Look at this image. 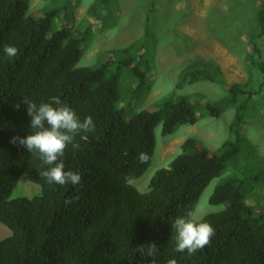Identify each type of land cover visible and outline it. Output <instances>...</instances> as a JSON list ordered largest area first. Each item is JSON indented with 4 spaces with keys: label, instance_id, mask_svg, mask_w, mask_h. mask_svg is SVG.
I'll return each instance as SVG.
<instances>
[{
    "label": "trees",
    "instance_id": "1",
    "mask_svg": "<svg viewBox=\"0 0 264 264\" xmlns=\"http://www.w3.org/2000/svg\"><path fill=\"white\" fill-rule=\"evenodd\" d=\"M114 4L97 0L89 7L90 24L73 28L65 16L69 1L29 14V0H0V222L11 231L0 239V264H264V204L257 200L264 184V159L254 154L244 135L248 103L237 107L233 137L221 148L210 151L187 138L169 165L154 171L146 191L130 183L151 165L158 125L163 135L172 134L201 116H219L253 91L233 83L225 101L208 100L198 92L169 93L152 109L131 112V102L152 79L153 45L142 63L123 49L118 60L78 65L93 25L109 18ZM62 20L67 29L60 28ZM258 22L259 36H264V4ZM146 25L137 45L152 35L151 21ZM6 44L15 46L19 55L7 57ZM253 50L256 56L248 65L264 75L262 54L256 46ZM124 73L129 81L119 90ZM201 79L222 82V71L211 61L197 59L183 67L176 85ZM53 97L70 106L81 121L91 116L96 124L95 132L76 136L78 149L69 145L62 157L65 170L82 176L76 186L47 183L39 175L38 154L10 143L12 137L34 131L23 99L39 105L51 103ZM141 153L146 154L143 161ZM229 167L230 175L222 176ZM23 175L40 189L32 196H13ZM216 179L208 200L225 210L204 217L215 229L211 243L192 256L176 252L170 222L195 212L203 191ZM73 197L78 199L65 203ZM148 242L158 245L155 257L137 251Z\"/></svg>",
    "mask_w": 264,
    "mask_h": 264
},
{
    "label": "rangeland",
    "instance_id": "2",
    "mask_svg": "<svg viewBox=\"0 0 264 264\" xmlns=\"http://www.w3.org/2000/svg\"><path fill=\"white\" fill-rule=\"evenodd\" d=\"M65 1H69L65 16L71 18L73 28L90 24L89 7L97 0H29L28 13H42L53 2L61 6ZM262 4L264 0H115L113 14L99 26L93 25L92 37L83 49L79 66L118 60L123 49H128L127 55L142 63L149 45L154 47L152 79L148 89L139 92L131 102V112L150 110L154 102L169 93L198 92L208 100L225 101L228 86L233 83L243 85L245 92L253 91L251 96L242 94L237 104L226 106L219 116H201L193 124L179 126L172 134L163 135L158 125L155 128L156 146L151 165L142 176L130 181L139 191L148 189L154 171L169 165L180 152L185 139L193 138L210 151L221 148L225 141L233 137L236 110L244 102L248 103L244 135L254 154L264 159V75L260 69L248 65L256 56L253 46L259 49L264 59V36H259L261 25L258 22V11ZM62 21L60 28L67 29V19ZM148 21H151L152 35L137 45V41L145 35ZM197 59L218 65L223 81L201 79L183 87L177 86L179 72ZM125 75L119 80V90L129 81ZM231 172L229 167L222 176H229ZM21 178L24 179L18 183L13 196H32L39 191V185L30 182L24 175ZM217 181H212L203 191L196 214L217 208L208 200ZM257 196V200L264 204V184ZM10 234V229L0 222V239Z\"/></svg>",
    "mask_w": 264,
    "mask_h": 264
},
{
    "label": "clouds",
    "instance_id": "3",
    "mask_svg": "<svg viewBox=\"0 0 264 264\" xmlns=\"http://www.w3.org/2000/svg\"><path fill=\"white\" fill-rule=\"evenodd\" d=\"M3 51L9 58H15L19 55V50L13 45H4ZM23 103L26 105V113L30 117L29 127L34 131L24 137L14 136L10 143H18L26 148L29 153L38 154V158L42 161V170L39 175L47 183H55L61 186L79 185L82 182L81 174L72 170H65L62 157H64L65 150L69 145L73 150L80 147L75 142L78 134L95 132L96 124L93 118L86 116L81 121L76 112L58 97H53L51 103L41 102L38 105L27 98L23 99ZM138 158L143 161L146 154L141 153ZM43 165L49 167L44 169ZM211 195L212 193H209V199ZM75 199L78 197L70 198L65 203H73ZM224 210L221 206L212 209V212L219 213ZM208 214L202 212L198 215L188 211L185 215L177 216L170 222L172 230L175 232L173 239L176 252H186L192 256L211 243L215 229L204 219L205 215ZM137 251L142 256L155 257L158 252V245L155 242L140 244ZM170 264H176V262L173 260Z\"/></svg>",
    "mask_w": 264,
    "mask_h": 264
}]
</instances>
